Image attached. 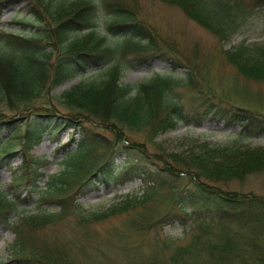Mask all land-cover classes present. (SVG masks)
Here are the masks:
<instances>
[{"label":"trees","instance_id":"trees-1","mask_svg":"<svg viewBox=\"0 0 264 264\" xmlns=\"http://www.w3.org/2000/svg\"><path fill=\"white\" fill-rule=\"evenodd\" d=\"M19 1L0 0V12ZM159 1L179 7L221 42L251 18L264 14V0ZM30 2V13L41 23L38 30L31 36L0 33V152L10 144L15 146L17 137L2 140L13 128L10 124L25 119H8L7 113L30 112L24 122V165L19 171L43 204L54 202L60 210L28 214L26 226L44 227L69 213L95 222L138 207L151 210V198L161 199L162 190H166L163 212L150 224L162 219L177 221L188 236L187 242L164 244V250L169 247V257L155 258L150 264H264V195L229 188L230 183L264 171V145L247 143L264 134V111L245 107L206 85L195 72V64L183 74L176 73L183 62L175 48L141 16L136 0ZM101 25L104 30L99 29ZM223 55L246 79L264 82V42H242L223 50ZM157 58L169 62L172 73L121 83L127 68L151 65ZM93 68H103L98 78L66 91L62 103L49 97L57 86ZM180 86L188 89L187 97L178 91ZM205 116L224 119L240 129L224 145L195 139L187 152L180 153H168L156 145L158 134ZM62 125L77 129L79 138L60 147L67 153L68 169L51 176L43 189L37 184L42 174L35 163L40 161L28 151L45 131L55 133ZM99 127L114 136L99 132ZM121 129L144 133L145 138L125 135ZM96 149L105 154L93 160L90 154ZM1 154L8 153H0V159ZM123 155L125 159L117 164L116 157ZM120 175L143 180L144 194L126 196L92 213L78 203L77 193L86 184H94L90 190L98 189L99 184H109ZM73 176L77 189L70 197L67 191ZM26 202L0 191V224H7L11 213ZM34 241L26 233H18L12 245L17 259L22 264H53L50 246Z\"/></svg>","mask_w":264,"mask_h":264},{"label":"rangeland","instance_id":"rangeland-1","mask_svg":"<svg viewBox=\"0 0 264 264\" xmlns=\"http://www.w3.org/2000/svg\"><path fill=\"white\" fill-rule=\"evenodd\" d=\"M141 16L145 17L155 28L157 35L165 40V43L177 52L184 66L180 68L179 73H184L190 64H195V72L206 81V85L215 91L227 95L237 102L264 110V82L249 80L240 75L237 69L225 61L223 50L232 48L246 42L264 41V15L250 19L229 40L221 42L214 34L201 27L199 24L190 19L186 13L179 7L168 5L159 0H136ZM28 0H22L19 5H13L6 9L1 15L0 31L8 30L10 32L23 30H34L33 27L23 29L14 20H24L37 23L32 15L28 13ZM100 30H104L101 25ZM172 67L168 62L156 59L152 65L131 67L124 71L122 83H135L148 80L156 74H169ZM100 72L91 69L81 76H77L64 84L58 86L52 91L53 98L61 99L62 93L81 82L98 77ZM178 91L186 97L189 91L186 87L180 86ZM0 109H2L0 107ZM9 111V110H6ZM8 116H17L14 112H8ZM27 115V114H26ZM17 124L3 139L9 136L17 137V147L12 145V149L18 153L11 156H5L0 162V191H8L12 194H19L22 197L27 196V185L19 184L21 175L19 167L23 162V148L26 144L23 141L26 128ZM234 126V124H228ZM22 127V128H21ZM15 131L17 133H15ZM118 131V130H117ZM126 131V132H125ZM120 130V133L130 134L138 139H144V133H128L127 130ZM234 129L227 126L222 120L217 118H203L199 124H179L175 128L159 134L155 138V143L168 153L187 152L195 139L210 140L214 144L222 145L232 140ZM69 132L60 131L53 137L45 136L39 144H33L31 155L39 157L43 161L39 171L45 175L40 184L45 185L48 178L55 174H61L68 169L67 163L62 161L63 156L57 155V148L71 139ZM15 133V134H14ZM59 138V142L57 141ZM252 145H264V134L258 135L251 142ZM9 147V146H8ZM16 148V149H15ZM12 149L10 150L13 151ZM8 150V151H9ZM5 149L2 150V152ZM5 151V152H8ZM98 152L94 151L92 158ZM121 160L118 159L117 163ZM74 179V180H73ZM74 176L69 184L67 192L73 190L76 182ZM142 182L132 181H114L109 185H102L97 190H88L85 196L80 197L82 203L89 212L103 210L112 202L116 201L123 195H128L139 191ZM232 188H241L251 190L256 193L264 194V171H260L247 176L241 182L230 183ZM90 187V186H89ZM84 187L83 190L89 189ZM82 190V191H83ZM76 189L72 191V196ZM163 196L160 200L157 197L151 198L147 209V214L138 208L128 214L122 213L111 216L96 223H83L80 216L69 215L54 224L45 226L34 231L36 238L41 237L48 241V245L55 247L53 250L49 247L52 260H60L64 264H133L139 261V258L150 255L155 252L154 243L157 238L171 241L170 238H183V229L178 223L166 224L164 226L158 223L155 228L149 230H140L139 227L132 226L130 221L135 215L139 219L155 215L164 209L166 202V190H162ZM30 205L26 206L24 213L37 212L38 200L35 198ZM44 208L50 211L57 210V206L47 205ZM142 211V212H141ZM22 211L15 212L10 219L13 228L0 226V264H21L18 262L16 252L11 247L12 242L16 239L19 231L28 234V237H34L29 233L25 221L22 217ZM16 228H15V227ZM17 232V233H16ZM122 238V240H120ZM13 250V251H12ZM52 250V251H51ZM50 253V256L52 255ZM60 253L62 256H58ZM136 258H138L136 260ZM141 262V261H139Z\"/></svg>","mask_w":264,"mask_h":264}]
</instances>
